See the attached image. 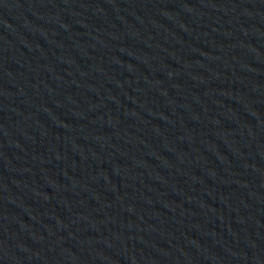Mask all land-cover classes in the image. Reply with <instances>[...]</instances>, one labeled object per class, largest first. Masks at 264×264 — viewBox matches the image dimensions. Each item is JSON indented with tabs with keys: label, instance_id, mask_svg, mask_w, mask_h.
<instances>
[{
	"label": "water",
	"instance_id": "water-1",
	"mask_svg": "<svg viewBox=\"0 0 264 264\" xmlns=\"http://www.w3.org/2000/svg\"><path fill=\"white\" fill-rule=\"evenodd\" d=\"M0 264H264V0H0Z\"/></svg>",
	"mask_w": 264,
	"mask_h": 264
}]
</instances>
